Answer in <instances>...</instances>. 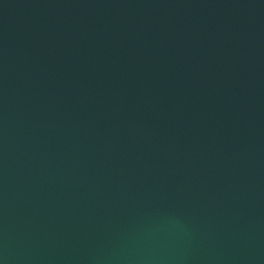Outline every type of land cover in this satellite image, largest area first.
I'll return each instance as SVG.
<instances>
[{"label":"water","instance_id":"1","mask_svg":"<svg viewBox=\"0 0 264 264\" xmlns=\"http://www.w3.org/2000/svg\"><path fill=\"white\" fill-rule=\"evenodd\" d=\"M0 264H264V0H0Z\"/></svg>","mask_w":264,"mask_h":264}]
</instances>
